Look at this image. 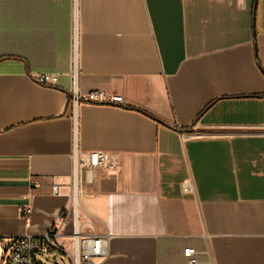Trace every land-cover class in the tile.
Here are the masks:
<instances>
[{
  "label": "crops",
  "instance_id": "0c3cea01",
  "mask_svg": "<svg viewBox=\"0 0 264 264\" xmlns=\"http://www.w3.org/2000/svg\"><path fill=\"white\" fill-rule=\"evenodd\" d=\"M78 10L74 78L73 0H0V241L59 222L70 190L54 180L75 150L104 151L119 166L84 172L81 201L84 232L111 235L98 264H192L187 248L197 264H264V0ZM93 90L123 101L74 118V91Z\"/></svg>",
  "mask_w": 264,
  "mask_h": 264
},
{
  "label": "built area",
  "instance_id": "2783aa9c",
  "mask_svg": "<svg viewBox=\"0 0 264 264\" xmlns=\"http://www.w3.org/2000/svg\"><path fill=\"white\" fill-rule=\"evenodd\" d=\"M74 22L72 30V75L80 73L81 64V31L79 26L78 0H73ZM40 83H49L50 74H40L36 77ZM121 96H110L103 90H93L87 94L74 91L70 97L69 106L74 118L82 103L105 104L122 102ZM74 167L68 182L54 180L51 190L55 195L61 194L64 186L69 187L70 203L60 215V221L51 224L47 232L40 236H16L9 242L0 241V264H98L109 254L110 233L99 234L95 229L84 232V221L81 215V201L84 197V172L90 174L96 170L115 169L119 166V157L115 153L104 151L73 153ZM35 189L42 187L38 180L32 181ZM185 184V190H189ZM62 238H69L70 245L64 244ZM195 248L185 249V256L192 264L198 259Z\"/></svg>",
  "mask_w": 264,
  "mask_h": 264
},
{
  "label": "rangeland",
  "instance_id": "374dc122",
  "mask_svg": "<svg viewBox=\"0 0 264 264\" xmlns=\"http://www.w3.org/2000/svg\"><path fill=\"white\" fill-rule=\"evenodd\" d=\"M0 254H1V250H0Z\"/></svg>",
  "mask_w": 264,
  "mask_h": 264
}]
</instances>
